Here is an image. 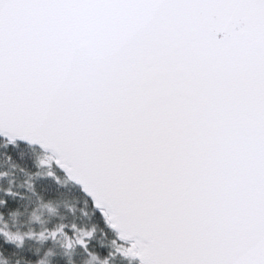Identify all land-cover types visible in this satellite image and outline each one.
I'll return each mask as SVG.
<instances>
[{"label":"snow or ice","instance_id":"6c2138e0","mask_svg":"<svg viewBox=\"0 0 264 264\" xmlns=\"http://www.w3.org/2000/svg\"><path fill=\"white\" fill-rule=\"evenodd\" d=\"M0 264H264V0H0Z\"/></svg>","mask_w":264,"mask_h":264}]
</instances>
